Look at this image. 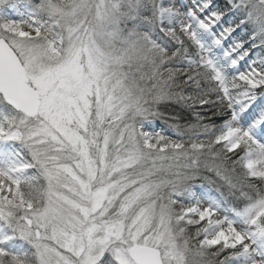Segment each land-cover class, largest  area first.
<instances>
[{"label":"snow or ice","instance_id":"snow-or-ice-1","mask_svg":"<svg viewBox=\"0 0 264 264\" xmlns=\"http://www.w3.org/2000/svg\"><path fill=\"white\" fill-rule=\"evenodd\" d=\"M0 264H264V0H0Z\"/></svg>","mask_w":264,"mask_h":264}]
</instances>
